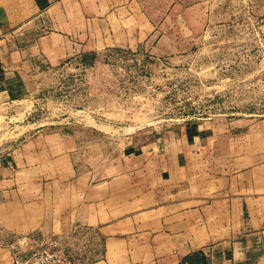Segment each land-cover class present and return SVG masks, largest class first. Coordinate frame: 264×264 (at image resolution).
<instances>
[{"label": "rangeland", "instance_id": "374dc122", "mask_svg": "<svg viewBox=\"0 0 264 264\" xmlns=\"http://www.w3.org/2000/svg\"><path fill=\"white\" fill-rule=\"evenodd\" d=\"M63 6V21L95 26L99 48L25 63L21 88L0 100V160L12 159L37 134L76 136L85 166L106 175L125 171L127 199L143 187L162 199L185 198L180 206L192 214L203 206L201 221L191 217V244L205 242L209 264H232L224 252L233 242L231 227L242 223L240 205L215 198L232 173L264 167V0H64ZM116 39L127 42L113 45ZM139 206L118 210L132 219L112 231L141 228L155 217H135ZM56 231L13 233L0 225V247L9 256L1 254L0 264L102 259L98 229Z\"/></svg>", "mask_w": 264, "mask_h": 264}, {"label": "crops", "instance_id": "0c3cea01", "mask_svg": "<svg viewBox=\"0 0 264 264\" xmlns=\"http://www.w3.org/2000/svg\"><path fill=\"white\" fill-rule=\"evenodd\" d=\"M63 1L0 0V100L21 88L18 79L25 63L36 57L52 62L79 49L99 48L93 24H79L71 17L62 20ZM114 42L121 46L127 41ZM84 151L78 137L50 132L32 136L14 150L12 159L0 160L2 228L23 234L68 232L75 226L98 229L102 259L91 264H179L190 253L205 252L204 241L192 245L190 240L191 217L201 221L203 206L192 214L180 206L185 198L162 199L160 192L143 187H137L135 199H127L125 171L106 175L100 167L85 166L79 160ZM261 171L246 168L232 173L215 198L240 205L242 223L231 227L233 242L224 252L232 264H257L264 253V167ZM127 204L140 205L134 209L135 217L145 213L155 217L141 228L113 232L123 219H132L117 214ZM236 253L243 255L238 259ZM1 254L9 259L0 247Z\"/></svg>", "mask_w": 264, "mask_h": 264}, {"label": "trees", "instance_id": "16d2710c", "mask_svg": "<svg viewBox=\"0 0 264 264\" xmlns=\"http://www.w3.org/2000/svg\"><path fill=\"white\" fill-rule=\"evenodd\" d=\"M208 256L203 250L188 254L179 264H208Z\"/></svg>", "mask_w": 264, "mask_h": 264}]
</instances>
